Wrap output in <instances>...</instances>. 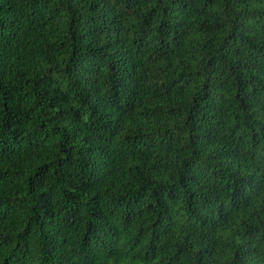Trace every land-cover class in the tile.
Returning <instances> with one entry per match:
<instances>
[{
	"label": "trees",
	"instance_id": "trees-1",
	"mask_svg": "<svg viewBox=\"0 0 264 264\" xmlns=\"http://www.w3.org/2000/svg\"><path fill=\"white\" fill-rule=\"evenodd\" d=\"M0 264H264V0H0Z\"/></svg>",
	"mask_w": 264,
	"mask_h": 264
}]
</instances>
